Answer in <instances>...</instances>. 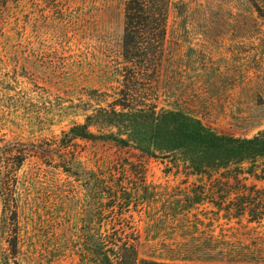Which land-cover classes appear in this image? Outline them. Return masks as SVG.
<instances>
[{"label": "rangeland", "instance_id": "rangeland-1", "mask_svg": "<svg viewBox=\"0 0 264 264\" xmlns=\"http://www.w3.org/2000/svg\"><path fill=\"white\" fill-rule=\"evenodd\" d=\"M174 2L150 81L157 111L234 137L264 132V0ZM124 7L0 0V137L30 150L17 173L18 249L5 258L0 196V264H92L90 226L134 232L144 259L264 263V158L198 173L180 151L148 154L134 142L77 138L66 154L57 150L64 131L116 98ZM64 156L70 171L60 167Z\"/></svg>", "mask_w": 264, "mask_h": 264}, {"label": "trees", "instance_id": "trees-1", "mask_svg": "<svg viewBox=\"0 0 264 264\" xmlns=\"http://www.w3.org/2000/svg\"><path fill=\"white\" fill-rule=\"evenodd\" d=\"M172 8H176L174 0H125L122 37L124 67L120 70L123 80L115 92L116 98L108 107H100L89 116L87 123L75 124L64 131L55 143L57 150L66 154L77 138L113 140L122 146L134 142L136 148L148 154L152 153L154 147L180 151L191 161V170L198 173L227 168L233 160L238 163L246 159L264 158V132L252 138L234 137L214 132L199 119L181 112L157 111L150 97L153 93L150 81L154 78L153 74L158 72L163 58L168 17ZM90 123L100 125V134L90 130ZM137 126L143 128L138 129ZM105 127H116L118 131H104ZM123 135L128 138H123ZM0 144L1 220L6 241L11 248L3 251L5 258L18 249L17 173L30 150L4 142L1 137ZM52 146L45 148L33 145L32 151L47 152ZM62 163L60 167L70 171V158L64 156ZM235 177L239 179V174ZM84 238L90 242L88 257L92 258V264H178L141 258L138 236L134 232H126L124 226L111 227V231L106 229L104 232L97 227H85Z\"/></svg>", "mask_w": 264, "mask_h": 264}]
</instances>
